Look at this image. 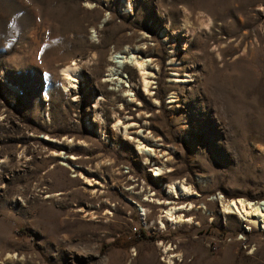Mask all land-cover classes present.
Wrapping results in <instances>:
<instances>
[{"label": "rangeland", "instance_id": "rangeland-1", "mask_svg": "<svg viewBox=\"0 0 264 264\" xmlns=\"http://www.w3.org/2000/svg\"><path fill=\"white\" fill-rule=\"evenodd\" d=\"M214 197L264 200V0H0V264H264Z\"/></svg>", "mask_w": 264, "mask_h": 264}, {"label": "bare ground", "instance_id": "bare-ground-1", "mask_svg": "<svg viewBox=\"0 0 264 264\" xmlns=\"http://www.w3.org/2000/svg\"><path fill=\"white\" fill-rule=\"evenodd\" d=\"M113 59H117L114 61L117 63L115 68L110 69L109 80L111 79H117L115 85L111 88L112 90L121 88V92L125 94V96H129V100L136 99L135 93L132 94L130 92V89L128 88L132 84H125L120 85L123 81L121 79H118V74L120 73L122 67L125 66L124 64H129L136 70L138 76H139V83L141 87L143 88V91L145 93L149 94L150 89V77L152 76L153 72H150L147 70L148 62L139 56H137L134 52H131L129 57H123L119 55L112 56ZM79 72L77 70V66L74 62L68 63L63 69H62V79L64 82V85L67 88L74 87L77 84ZM127 87V88H124ZM71 89V88H70ZM174 96V95H173ZM171 96V97H173ZM112 99V98H111ZM158 102H155V105H157ZM116 114V121L119 122L120 118L117 112ZM114 127H117V123L114 124ZM126 128H124L125 130ZM145 137V136H144ZM43 140H49L48 136L43 135L41 137ZM136 137H133L135 139ZM72 139H68V142H72ZM136 150L139 154H144L148 157L154 156V150L152 148L146 147L142 144V141L139 139L136 140ZM53 156V154L51 155ZM165 167H156L154 176H160L162 174V169ZM87 181V180H86ZM87 184H91L90 180L87 181ZM166 188L168 189L167 193L173 195L174 197L178 196H189L192 194L191 188L189 185H187L184 181L176 180L168 183L166 185ZM153 195V194H151ZM148 196L145 195L146 201H153L155 204H167L170 203V201L160 200V199H148ZM217 201L220 202L221 212L222 213H229L236 215V218L245 223L249 227H254L258 229H264V200L263 201H248L245 199H231V200H225L222 197H214ZM155 200V201H154ZM192 207H194L193 203H188L184 205H171L170 207H167L166 209H161L162 214L157 218L158 223L161 228L165 227L164 222H169L170 224L177 225L183 222H191V217H186L183 213H180L182 210H190ZM203 209H205V206H202ZM142 215L145 216L146 209L144 207L140 208ZM92 216V214H91ZM9 257L14 258V255L8 254ZM16 258V257H15Z\"/></svg>", "mask_w": 264, "mask_h": 264}]
</instances>
